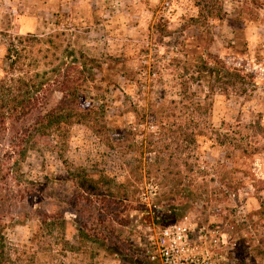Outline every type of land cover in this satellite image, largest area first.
<instances>
[{"label":"rangeland","instance_id":"1","mask_svg":"<svg viewBox=\"0 0 264 264\" xmlns=\"http://www.w3.org/2000/svg\"><path fill=\"white\" fill-rule=\"evenodd\" d=\"M218 3L224 21L210 28L209 34L210 24L200 29L189 25L182 31L189 19L198 17L203 7L199 5L212 8ZM161 18L169 35L163 39L155 29ZM58 33L62 51L74 50L79 58H95L102 65L88 89L99 105L98 129L74 126L64 158L72 169L85 168L109 183L114 194H120L117 185L140 193L133 207L149 208L130 211L124 216L128 226L116 228L117 234L147 248L150 236L189 217L220 228L217 237L224 241L220 264H264V246L259 244L264 231H254L246 221L259 210L258 196H264V0H0V80L8 70L5 55L10 39L26 35L46 39ZM207 52L241 75L227 91L221 84L210 87L208 74L197 77L193 55ZM107 57L123 60L120 72H106L104 81ZM108 82L120 88L106 92ZM183 82L188 95L207 109L192 110L183 99ZM104 98L109 106L105 115ZM159 103L165 107L164 115H174L175 121L191 114L199 124L204 120L206 136L225 144L209 149L197 143L182 155L183 149L178 151L167 134L158 139L155 129L137 128L133 111H138V119L146 118ZM104 122L108 123L105 132ZM131 127L139 130L131 134ZM148 143H155L151 146L155 153H148ZM155 154L164 160L165 172L157 173L153 167ZM65 169L55 154L40 149L29 154L20 170V175L40 186L32 188L28 182L20 186L17 178L0 184L6 190L0 197V220L9 243L19 249L29 244L39 226L37 212L46 203L63 209L70 199L78 202L81 192L69 182ZM180 180L182 186L193 183L197 198L186 210L172 211L169 224L160 223L164 215L156 217L153 212L159 196ZM71 209L65 216L64 236L78 246L80 219L74 214L76 207ZM55 255L58 263L65 264H133L106 250L99 255L95 250Z\"/></svg>","mask_w":264,"mask_h":264},{"label":"trees","instance_id":"2","mask_svg":"<svg viewBox=\"0 0 264 264\" xmlns=\"http://www.w3.org/2000/svg\"><path fill=\"white\" fill-rule=\"evenodd\" d=\"M220 4H213L212 8L209 5H199L203 7L198 10V17L189 19L182 27V31L189 27L200 29L201 25L210 24L206 33L209 34L210 28L224 21ZM160 21H163V18ZM165 22L158 23L155 28L160 39L169 36L166 31L167 26L163 25ZM61 35V33L52 34L46 39H40L35 35L17 36L8 42L5 55L8 70L4 71L5 75L0 80V184L7 185L8 179L17 178L20 186L24 182H28L32 188L40 186L20 175V170L21 164L27 160L31 152L42 149L55 154L64 164L69 182L81 192L80 198L78 202L70 199L63 209H56L53 203L42 206L36 215L39 221L38 229L32 235L29 244L21 249L6 240L2 233L3 223L0 220V264H65L62 261L58 263L55 255L57 252H63L67 257L68 254L79 252L89 254L94 250L98 255L104 254L106 250L133 264H152L146 256L143 247L145 243L138 245L131 239L117 234L116 229L128 226L124 216L128 217L130 211H140V207L149 210L145 205L133 207L132 203L140 193L132 194L127 186L117 185L120 194H114L109 183L94 178L85 168L72 169L64 158L69 147L70 132L74 126L82 125L91 130L98 129L99 117L96 113L99 105L97 100L88 95V89L92 83L93 73H101L102 65L95 58L89 59L83 55L79 58L74 50L62 51L57 43ZM193 58L197 77L201 78L204 74H208L210 79L208 84L212 88L221 84L227 91L229 86L234 85L241 78L236 70L211 53L194 54ZM122 60V57L104 58V65H107V68L104 67V81L106 72H120L118 65L122 64ZM183 83L180 85L183 99L190 102L192 110L207 109L205 105L196 102L188 95L186 83ZM106 88V92H110L109 88L116 92L120 87L108 82ZM107 109L109 106L104 98V115ZM164 110V105L159 103L155 112L142 119H138V111H133L136 114L137 128L145 126L155 129L158 139L163 134H167L168 140L176 144L178 151L183 149L182 155L197 143L199 146L207 144L209 149L225 144L223 140L216 143L206 136L203 129L206 124L204 120L200 122L202 130L195 131V128L199 129L200 124L196 122L193 114L186 120L180 116L178 119L180 121H175L176 117L164 115ZM171 118L173 121L170 120ZM111 121L114 126L115 122L113 119ZM107 127L108 123L104 122V132L105 129L108 130ZM133 130L137 132L139 129L131 127V134ZM154 144L146 145L149 154L155 153L151 147ZM154 157L152 165L155 166L156 172H165L162 169L164 160L158 154ZM143 174L149 176L150 172L145 171ZM176 175L180 176V172ZM174 182L168 192L159 196L158 205L153 211L156 217L164 215L160 218V223L163 224L170 223L169 214L171 216L172 211L176 214L186 210L197 198L193 191L195 187L193 183L189 182L188 186L183 184L186 186L183 187L181 180ZM228 182V185L232 183V181ZM262 184L264 182H261V186ZM253 189L257 193L254 186ZM2 191L6 190L0 187L1 198ZM30 191L31 189H28V193ZM208 199L212 200L210 197H207ZM136 202L139 203L138 200ZM258 202L259 210L246 221L254 231L259 228L264 231V196L259 195ZM72 205L76 207L75 216L80 219L77 228L78 246L72 245L64 236L67 223L65 216L73 210ZM88 244L91 246L89 247ZM259 244L264 246V235L260 237ZM33 246L36 248L34 249ZM56 247L60 249L57 250Z\"/></svg>","mask_w":264,"mask_h":264},{"label":"built area","instance_id":"3","mask_svg":"<svg viewBox=\"0 0 264 264\" xmlns=\"http://www.w3.org/2000/svg\"><path fill=\"white\" fill-rule=\"evenodd\" d=\"M216 228L185 217L150 236L146 256L152 264H220L224 241Z\"/></svg>","mask_w":264,"mask_h":264}]
</instances>
